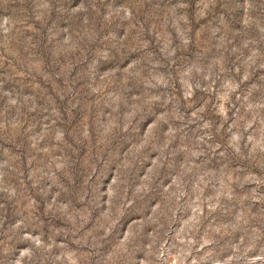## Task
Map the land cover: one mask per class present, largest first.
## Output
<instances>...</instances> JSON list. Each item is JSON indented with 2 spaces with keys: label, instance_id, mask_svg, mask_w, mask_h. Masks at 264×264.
<instances>
[{
  "label": "rangeland",
  "instance_id": "1",
  "mask_svg": "<svg viewBox=\"0 0 264 264\" xmlns=\"http://www.w3.org/2000/svg\"><path fill=\"white\" fill-rule=\"evenodd\" d=\"M0 264H264V0H0Z\"/></svg>",
  "mask_w": 264,
  "mask_h": 264
}]
</instances>
